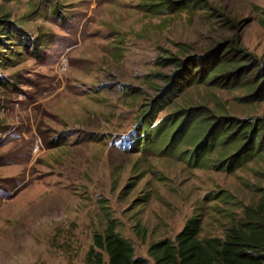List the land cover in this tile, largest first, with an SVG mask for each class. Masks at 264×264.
Segmentation results:
<instances>
[{
    "label": "rangeland",
    "instance_id": "obj_1",
    "mask_svg": "<svg viewBox=\"0 0 264 264\" xmlns=\"http://www.w3.org/2000/svg\"><path fill=\"white\" fill-rule=\"evenodd\" d=\"M170 1L166 11L151 0H0V18L34 42L0 48V264H86L107 218L153 264L149 244L174 240L190 217H200L199 239H222L258 204L264 152L217 169L232 145L197 152L191 129L172 150L145 137L181 107L264 120V102L198 84L144 113L179 70L175 60L223 38L264 65V0L181 11Z\"/></svg>",
    "mask_w": 264,
    "mask_h": 264
},
{
    "label": "trees",
    "instance_id": "obj_2",
    "mask_svg": "<svg viewBox=\"0 0 264 264\" xmlns=\"http://www.w3.org/2000/svg\"><path fill=\"white\" fill-rule=\"evenodd\" d=\"M151 1L152 6L172 10L170 0ZM174 4L177 5L174 9L180 11L208 6L203 0H177ZM7 18V15L0 18V48L14 47L13 53L17 47L27 49L32 41L18 24ZM224 24L232 30L227 20ZM260 24L264 27V8L260 12ZM175 61L179 70L168 78L167 86L159 90L144 114L154 117L181 92L198 84L243 90L240 99L246 104L264 102V65L240 46L239 39L223 38L202 55ZM190 129L192 140H198L197 152L204 148L201 152L207 153L217 146L224 150L229 145L235 148L234 153L220 159L217 169L230 170L240 161L251 160L264 152L263 119L217 114L205 105L181 107L166 115L150 133L152 137H145V143L161 140L166 142L165 149L172 150L177 139ZM197 159L195 155L194 161ZM258 191L261 193L258 204L244 207L243 216L226 230L222 239H199L201 220L199 216H192L174 240L165 238L150 243L147 255L153 264H264V188ZM116 224L114 219L107 218L103 233L93 235L86 264H151L146 258L134 255L131 243L116 232Z\"/></svg>",
    "mask_w": 264,
    "mask_h": 264
}]
</instances>
